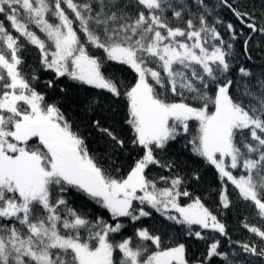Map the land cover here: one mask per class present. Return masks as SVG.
Wrapping results in <instances>:
<instances>
[{
	"label": "snow or ice",
	"instance_id": "6c2138e0",
	"mask_svg": "<svg viewBox=\"0 0 264 264\" xmlns=\"http://www.w3.org/2000/svg\"><path fill=\"white\" fill-rule=\"evenodd\" d=\"M254 57L264 0H0V264H264Z\"/></svg>",
	"mask_w": 264,
	"mask_h": 264
},
{
	"label": "trees",
	"instance_id": "16d2710c",
	"mask_svg": "<svg viewBox=\"0 0 264 264\" xmlns=\"http://www.w3.org/2000/svg\"><path fill=\"white\" fill-rule=\"evenodd\" d=\"M210 2L216 3L217 0H210ZM256 2L259 3V0H256ZM217 11H219L221 18L224 19L226 22H233V23L236 22L235 18L227 10L217 9ZM257 39H259V37H257ZM252 67L257 73H259L260 71L264 70V61H262L261 58L254 57V60L252 62ZM70 96H72V98L75 99L77 103L76 104H72V103L66 104L65 105L66 110L69 112L70 115L79 117V108L83 107V103H84L82 99L83 94L79 91H73L70 93ZM123 131L125 132V134H127L126 127H124ZM99 141H100V138L94 132L88 138L89 146L97 152L102 151L103 149V145ZM184 151L185 153L187 152V150H184ZM203 181L204 183L202 185L201 191H206L210 186L213 188L216 187L218 181H217V177H216L214 169L206 165L204 166ZM212 199H213L212 197H208L206 195L208 206L210 208H213V210H215V206L212 203ZM154 215H157V214H154ZM151 223H153V220H151L150 218H145L146 225L151 224ZM227 224H228V231H229L232 241H245L249 238L250 234L242 228L237 214L231 213V212L228 213L227 214ZM222 246L225 249L229 247L226 239L222 238ZM201 249H202V245L200 244H192L191 246V252H194L197 255H199ZM215 264H220V261L217 260Z\"/></svg>",
	"mask_w": 264,
	"mask_h": 264
}]
</instances>
